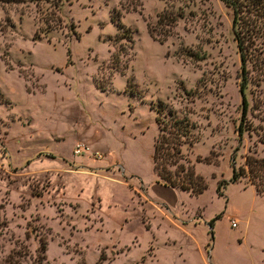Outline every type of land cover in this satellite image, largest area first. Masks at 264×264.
Returning <instances> with one entry per match:
<instances>
[{"label":"rangeland","instance_id":"374dc122","mask_svg":"<svg viewBox=\"0 0 264 264\" xmlns=\"http://www.w3.org/2000/svg\"><path fill=\"white\" fill-rule=\"evenodd\" d=\"M230 19L221 0H0V264H264V190L245 172L228 181L264 156V72L247 62L240 79ZM158 100L159 132L182 133L179 162L205 182L162 213L143 195ZM77 140L99 157L72 154Z\"/></svg>","mask_w":264,"mask_h":264},{"label":"trees","instance_id":"16d2710c","mask_svg":"<svg viewBox=\"0 0 264 264\" xmlns=\"http://www.w3.org/2000/svg\"><path fill=\"white\" fill-rule=\"evenodd\" d=\"M221 1L224 3L226 7H228L231 10L230 25H231L232 36L235 41V46L240 61L239 62L240 79L245 80L246 77L245 74L247 72V68H245V65L247 62H251V64L253 63V65H255V67L258 68V70L264 72V59L260 58L262 56H260V53L257 49L258 45L256 44L258 38L261 39L260 44L261 41L264 40V0H221ZM109 19L111 21H114L118 25V28H121L123 26L119 22L117 12H114V14L110 12ZM173 22H174V17H172V15L167 13H162V14L159 13L157 14V21L155 23L162 26L165 25L168 28L169 25H171ZM166 29L161 28L160 31L168 32V30ZM146 30L152 39L161 42V39L157 38L153 34L152 29L149 26L146 27ZM124 32H126L127 34L124 35ZM130 34L131 32L127 27L122 28L120 32V35H122L125 38L127 37V40H131ZM118 53L119 52H111L110 60L116 61ZM120 54L122 53L120 52ZM263 57H264V53H263ZM111 68L112 69L109 72L108 77H110L111 72L113 70H117L120 74H123L121 68L116 69L115 65H112ZM130 84H133V82H131L130 79L126 77L123 91H125L127 94H133L134 92V90L130 88L129 86ZM95 86L100 90H103L105 87L99 82L97 83L95 82ZM246 105H247L246 101L242 97L239 108L241 116H243L244 113L246 112ZM162 108H163L162 101L160 100L156 101L155 107L153 109L155 112L154 123L157 125L158 132L154 135L152 141V154H151L152 171L156 174L158 181H160L162 184L170 187H176L183 191H187L188 195H192V196L197 195L205 187V182L202 176L194 172L192 164H190L188 161H185L186 164L179 162V160L183 156L181 157L179 146L177 145H179L182 142L179 137V135L182 133L176 134L168 131L170 132V136H163L162 133L159 132L161 127L159 125L160 122H159L158 114ZM171 121L172 124L177 123L181 127H186L188 123L187 120L182 117L178 119L173 118ZM176 128H178V126ZM236 130L238 131V133L241 132L240 127H237ZM194 140L195 138L192 140V143ZM201 160L205 163L212 162V160H210L206 156L202 157ZM177 161L178 163L175 166L178 172H176V170H173V177H172L170 175L171 174L170 170L164 166V163L167 162V164L168 163L171 164ZM243 166L245 167V170L243 169L242 166L238 167L237 169H234V167L231 166V174L228 178V181L232 182L237 180L239 176L245 172L250 177V184L251 183L253 184V188L255 192L263 191L264 190V156L246 154L243 157ZM254 178H257L258 181L255 182ZM222 183H224V180L222 179L218 180L216 183L215 190L218 194H220L219 186H221ZM218 215L219 214H216L213 218L217 217ZM213 218L207 221V226L209 228L211 227ZM12 256L16 257L17 255L16 253H14ZM8 259H6V261ZM11 263H9V261L6 262V264H11Z\"/></svg>","mask_w":264,"mask_h":264},{"label":"crops","instance_id":"0c3cea01","mask_svg":"<svg viewBox=\"0 0 264 264\" xmlns=\"http://www.w3.org/2000/svg\"><path fill=\"white\" fill-rule=\"evenodd\" d=\"M38 91L43 92L44 91V87L42 86V90H38ZM76 106L77 105L75 104V109H74L73 114H76V112H75L77 110ZM72 107H74V106L72 105ZM82 108L85 109V107H82ZM118 110H119L118 108L114 109V111H117V114H119ZM78 111H79V115H80V110H78ZM87 116L88 115L85 114L84 116H81V118L84 120L85 117H87ZM99 120L100 121H103V117L101 116V118ZM93 137H94V135L92 134L89 138L92 139ZM94 148L97 149V150H99V151H102L104 153L107 152L106 151L107 148L103 144L96 145V146H94ZM83 154H85V153H83ZM79 155H81V154H79ZM91 157L94 158L93 156H91ZM96 166L100 167L101 165H96ZM116 169H118V168H116ZM132 175L135 176V174H130V176H132ZM121 176L124 178V181H126L125 180L126 179L125 178L126 176L123 175V174H121ZM155 176H156V174H155ZM156 180L153 181L151 183V185H150L151 190L153 191V193L155 195L154 198L152 199L150 196H148L145 191H144V194L143 195L148 200V202L152 201V203L159 210V212L162 213L163 211H162L161 207L159 205L157 206V204L163 202V203H166V204H172V205H174L175 203L174 202H171V201L173 200L174 191L178 190V188H176V187H170V186H167V185L162 184L160 181H158L157 176H156ZM180 224L183 225V226L186 225L184 223H180Z\"/></svg>","mask_w":264,"mask_h":264},{"label":"built area","instance_id":"2783aa9c","mask_svg":"<svg viewBox=\"0 0 264 264\" xmlns=\"http://www.w3.org/2000/svg\"><path fill=\"white\" fill-rule=\"evenodd\" d=\"M71 153L72 154H75V155H79V154H82V153H85V154H89L93 157H98L99 156V153L94 150V149H91L88 144L85 142V141H82V140H77L73 143L72 145V148H71ZM235 223L234 222H231V226H234Z\"/></svg>","mask_w":264,"mask_h":264}]
</instances>
